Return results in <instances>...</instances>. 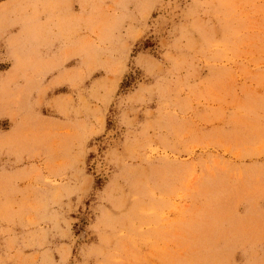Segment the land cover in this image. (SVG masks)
<instances>
[{
  "label": "rangeland",
  "instance_id": "374dc122",
  "mask_svg": "<svg viewBox=\"0 0 264 264\" xmlns=\"http://www.w3.org/2000/svg\"><path fill=\"white\" fill-rule=\"evenodd\" d=\"M0 264H264V0H0Z\"/></svg>",
  "mask_w": 264,
  "mask_h": 264
}]
</instances>
